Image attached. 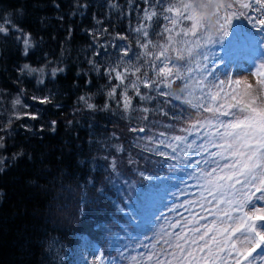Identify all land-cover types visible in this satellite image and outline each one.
<instances>
[{
    "label": "trees",
    "instance_id": "trees-1",
    "mask_svg": "<svg viewBox=\"0 0 264 264\" xmlns=\"http://www.w3.org/2000/svg\"><path fill=\"white\" fill-rule=\"evenodd\" d=\"M160 10L155 0H0V264H90L91 253L134 264L144 233L202 211L187 203L200 193L190 169L157 154L171 155L159 142L187 126L186 106L160 95L176 85L142 82L155 73L136 29L152 38ZM213 51L224 66L223 46ZM203 215L200 225L213 218ZM137 217L146 226L134 233Z\"/></svg>",
    "mask_w": 264,
    "mask_h": 264
},
{
    "label": "snow or ice",
    "instance_id": "snow-or-ice-1",
    "mask_svg": "<svg viewBox=\"0 0 264 264\" xmlns=\"http://www.w3.org/2000/svg\"><path fill=\"white\" fill-rule=\"evenodd\" d=\"M155 3L160 5L159 17L167 23L161 24L158 17L152 38L143 25L136 29L145 38L146 42L139 47L144 49L143 55L149 58L155 73L151 82H142L146 88L158 82L168 89L176 85L177 94L162 91L160 95H172L186 106L183 111L187 113L184 118L187 126L175 130L182 134L168 135V142H159L170 149L171 155L157 154L190 169L188 176L196 177L200 199L187 203L199 204L202 212L191 219L181 213L182 220L169 223L172 231L161 228L153 236L144 233L137 245L147 254L141 252L140 259L133 256L131 260L134 264L264 262V51H261L264 0H155ZM157 16L156 11L145 10L146 20L152 21ZM235 21H247L259 35ZM28 43L25 39L24 44ZM217 45H222L225 53L219 58L226 61L223 67L213 51ZM124 54L127 56L128 52ZM245 60L246 72L255 79V84L231 75L232 67L242 68L241 61ZM217 69L223 78L217 75ZM124 71L127 73L129 69ZM139 72L140 66L131 70L132 75ZM242 75L243 72L237 73ZM116 77L123 83V73L116 72ZM131 87L136 88L135 81ZM114 92L115 89L109 95ZM123 99L127 110L130 99L126 92ZM172 118H176L175 113ZM169 210L175 211L171 207ZM203 212L213 218L200 225V220L209 219ZM135 219L139 223L133 226L134 233L146 226L141 218Z\"/></svg>",
    "mask_w": 264,
    "mask_h": 264
},
{
    "label": "rangeland",
    "instance_id": "rangeland-1",
    "mask_svg": "<svg viewBox=\"0 0 264 264\" xmlns=\"http://www.w3.org/2000/svg\"><path fill=\"white\" fill-rule=\"evenodd\" d=\"M261 51H264V48L263 49H261ZM220 63V62H219ZM220 66L221 67H223V65L220 63ZM247 67L245 68V67H242V68H237V67H232V69H231V75L234 77V78H240V79H242V80H246V81H248V82H250V83H253V84H255V79L251 76V75H249V74H247V72H246V69L248 68V65H246ZM241 72H243L244 73V75H242V76H237V73H241ZM217 75H220L221 76V78H223V76H222V74L220 73V71H219V69H217ZM209 79H211V77L209 78ZM200 199V196L199 195H197V196H191L190 198H189V201H195V200H199ZM191 205V204H190ZM196 207V206H199V204H192L191 205V208H193V207ZM208 207H213V205H209ZM202 212V211H201ZM209 216L210 217H212L210 214H209ZM181 219H182V217H181ZM87 258L89 259V261H90V264H104L103 263V261L101 260V258L98 256V254H96V253H91V254H89L88 256H87Z\"/></svg>",
    "mask_w": 264,
    "mask_h": 264
}]
</instances>
